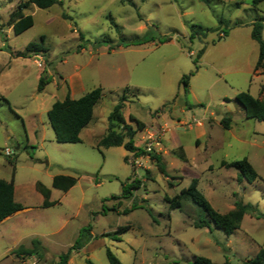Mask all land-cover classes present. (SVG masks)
Masks as SVG:
<instances>
[{
	"label": "rangeland",
	"instance_id": "374dc122",
	"mask_svg": "<svg viewBox=\"0 0 264 264\" xmlns=\"http://www.w3.org/2000/svg\"><path fill=\"white\" fill-rule=\"evenodd\" d=\"M27 1L0 0V178L14 177L15 199L25 208L0 225V264H57L89 225L91 238L68 264H110L107 250L122 264H193L200 257L244 264L264 249V122L247 119L236 101L241 92L259 98L264 83L253 76L259 47L251 38L253 23L264 25V0H60L47 9H24L34 25L16 35L10 15ZM222 20L230 22L224 38ZM191 25L207 36L190 40ZM146 36L147 43L136 45ZM162 37L172 41L162 44ZM30 43L46 51L28 52ZM193 72L185 96L181 80ZM73 76L85 93L103 92L82 142L61 144L48 111L65 99ZM41 77L46 85L38 92ZM122 97L126 120L132 115L143 123L135 136L138 147L149 132L165 131L156 154L165 173L155 154L139 153L140 164L130 166L131 152L124 147L98 148ZM227 115L231 128L225 130L221 120ZM203 125L206 136H197L195 127ZM180 146L186 162L174 154ZM245 158L261 179L239 180V170L221 164ZM57 175L75 177L77 184L57 190ZM194 178L220 214L240 201L256 211L245 214L230 235L214 224L197 228L206 219L201 208L182 199L181 208L172 209L165 200ZM134 179L142 184L130 198L111 199ZM37 183L50 189L52 206L43 207ZM34 239L42 243V258L14 254Z\"/></svg>",
	"mask_w": 264,
	"mask_h": 264
},
{
	"label": "trees",
	"instance_id": "16d2710c",
	"mask_svg": "<svg viewBox=\"0 0 264 264\" xmlns=\"http://www.w3.org/2000/svg\"><path fill=\"white\" fill-rule=\"evenodd\" d=\"M61 3L60 0H28L25 3L19 5L18 9L10 15L9 23L13 26V31L16 35H19L34 25V19L31 15H25L24 9L30 5H35L41 9H47L51 6ZM67 18L66 15H64ZM229 21L222 20L220 21L221 31L224 38L227 36V28ZM264 25L262 22L253 23L251 38L258 44L259 55L256 62L254 71L257 74H264V40L262 38V31ZM207 36V32L201 27L191 25L190 26V35L189 39L194 40L197 37L204 38ZM81 38H83L81 36ZM219 38V39H221ZM150 40L147 36L142 40L138 41L136 45H142L147 43ZM154 38H151V41H154ZM172 38L162 37L159 39V42L164 44L171 42ZM26 50L36 55L39 52H45L46 49L40 45L30 43L27 45ZM203 54L201 51L197 59ZM18 57H22V53L18 54ZM194 63H197V60H194ZM194 75V72L190 75H186L181 80V85L184 89V94L187 96L189 94V83L190 78ZM46 82L41 77L39 79L38 92H42ZM102 88H96L79 99H72L68 94L63 101H56L51 109L48 111V119L53 129L55 140L61 144H77L82 142L81 132L82 130L89 125L94 115V108L96 104L102 97ZM236 101L242 106L245 116L247 119H253L258 122H264V99L256 98L252 96L249 92H241L236 96ZM126 99L122 97L118 104L114 107L113 111L109 115V128L107 133L102 137L98 143V148H114V147H124L125 150L129 152L141 151L135 146V136L143 126V123L138 121L135 117L130 115L129 121L123 115L125 109ZM187 106L189 104L187 103ZM133 122L135 125H132ZM221 125L225 130L231 128V117L229 115L223 117L221 120ZM116 126H120L121 130L117 131ZM174 154L177 155L181 160L187 161V156L185 154L184 148L182 146L178 147L174 151ZM153 158L157 162L158 168L161 172L165 173V165L163 164L160 157L154 155ZM222 166L227 168H236L240 171L239 180L244 178L247 182L253 183L261 177L254 169L252 164L248 159H243L241 161H236L228 163L222 161ZM77 184V179L72 176L67 175H57L53 177L52 186L57 190L63 192L69 191ZM141 181L134 179L131 183H126L123 185L122 194L120 196H112L113 200L127 199L130 198L134 190H138L141 187ZM199 180L194 178L191 180L189 186L183 189L179 195L173 199L168 197L165 200L170 204L172 209L181 208L182 199H190L195 205L201 208L206 213V219H201L197 224V228H210L211 224H214L215 227L222 229L228 235L232 234L235 230H238L241 227V223L244 219L245 214L249 212H255L256 207L251 204H244L242 201L236 202L235 208L227 214H220L217 212L206 199L204 194L199 190ZM36 189L43 196V207L48 208L53 205L50 202L51 191L45 187L42 183L36 184ZM134 206L132 207V209ZM24 206L15 200V186H14V177L11 181H6L0 178V224L7 218L24 210ZM128 212V211H125ZM91 228L89 225L86 228H83L80 232L79 239L76 241L75 245L72 248L59 256L57 264H68L71 258V255L74 251L81 250L85 243L91 238ZM128 227L122 228L119 230V233L126 231ZM43 247L42 243L38 239H34L31 242V247H26L22 245L14 250L19 258L30 257L37 255L39 258L43 257ZM107 259L110 264H122L119 259L110 251L107 250ZM87 264H94L90 259L86 260ZM193 264H213L210 259L207 258H195ZM244 264H264V249H260L257 255L246 261Z\"/></svg>",
	"mask_w": 264,
	"mask_h": 264
},
{
	"label": "built area",
	"instance_id": "2783aa9c",
	"mask_svg": "<svg viewBox=\"0 0 264 264\" xmlns=\"http://www.w3.org/2000/svg\"><path fill=\"white\" fill-rule=\"evenodd\" d=\"M36 64L39 68H43L42 61L37 60ZM164 133H165L164 130L149 132L146 138L144 139L145 141L141 147H138L137 145H135L141 151L131 152V156L128 159L130 166H137L140 164L141 158H139V153H142V155L160 154V152L163 149L162 142H163ZM5 154L7 156H11L13 154V150L6 149Z\"/></svg>",
	"mask_w": 264,
	"mask_h": 264
},
{
	"label": "crops",
	"instance_id": "0c3cea01",
	"mask_svg": "<svg viewBox=\"0 0 264 264\" xmlns=\"http://www.w3.org/2000/svg\"><path fill=\"white\" fill-rule=\"evenodd\" d=\"M258 55H259V51H258ZM257 60H258V56H257ZM257 60H256V62H257ZM255 65H256V63H255ZM254 68H255V66H254ZM253 76H255L256 78H263L264 77V74H257V73H255V71H254V69H253ZM69 81H70V83L68 84L69 85V91L66 93V96L69 94L70 95V97L72 98V99H79V98H81L82 96H84L86 93L84 92V87H83V85H82V82L81 81H79L78 80V82L77 81H75L74 80V76L73 77H70L69 78ZM261 85V92L259 93V95L260 96H262V94L264 95V83H262V84H260ZM66 96H65V98H66ZM260 96H259V98H260ZM264 98V97H263ZM184 107L186 108V107H188V106H186V105H182V107H181V111L183 112V113H186L187 112V110H186V112H185V110H183L184 109ZM195 132H196V134H197V136H206V133H205V130H204V125L202 126V127H195ZM173 136V138H174V136H175V133L173 132L172 133V135H171V137ZM135 140V145H136V138L134 139ZM20 148V147H19ZM18 149V148H17ZM16 200V199H15ZM23 211V210H22ZM17 213H19V212H17ZM16 213V214H17ZM15 215V214H14ZM14 215H12V216H14ZM11 216V217H12ZM11 217H9V218H7V219H5L0 225H2V224H4L5 222H7Z\"/></svg>",
	"mask_w": 264,
	"mask_h": 264
}]
</instances>
